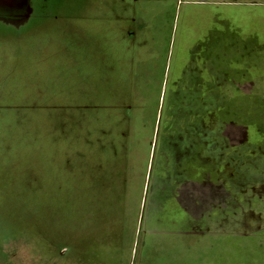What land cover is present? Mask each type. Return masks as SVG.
Listing matches in <instances>:
<instances>
[{
    "label": "rangeland",
    "instance_id": "rangeland-1",
    "mask_svg": "<svg viewBox=\"0 0 264 264\" xmlns=\"http://www.w3.org/2000/svg\"><path fill=\"white\" fill-rule=\"evenodd\" d=\"M34 2L0 23V264H264V0Z\"/></svg>",
    "mask_w": 264,
    "mask_h": 264
},
{
    "label": "crops",
    "instance_id": "crops-1",
    "mask_svg": "<svg viewBox=\"0 0 264 264\" xmlns=\"http://www.w3.org/2000/svg\"><path fill=\"white\" fill-rule=\"evenodd\" d=\"M213 33V34H212ZM205 39L202 42V52L205 55L206 59V65H205V88H206V94H221V72H222V53H221V33L218 29L213 28V30L209 29L206 32V35L204 37ZM213 84V86H211ZM217 85V86H216ZM218 87V88H217ZM217 89V90H216ZM219 90V91H218ZM222 136H205L200 137V139H203V142H221ZM202 141V140H201ZM216 143V144H217ZM204 147V146H203ZM202 147V148H203ZM214 147V145L212 146ZM214 150H217L213 148ZM206 150H208L206 148ZM205 183L196 185L197 189L200 187L206 188L204 186ZM209 187V186H208ZM210 188V187H209ZM176 196V195H175ZM174 196L176 203H178V200Z\"/></svg>",
    "mask_w": 264,
    "mask_h": 264
},
{
    "label": "water",
    "instance_id": "water-1",
    "mask_svg": "<svg viewBox=\"0 0 264 264\" xmlns=\"http://www.w3.org/2000/svg\"><path fill=\"white\" fill-rule=\"evenodd\" d=\"M34 0H0V23L20 31L34 17Z\"/></svg>",
    "mask_w": 264,
    "mask_h": 264
},
{
    "label": "trees",
    "instance_id": "trees-1",
    "mask_svg": "<svg viewBox=\"0 0 264 264\" xmlns=\"http://www.w3.org/2000/svg\"><path fill=\"white\" fill-rule=\"evenodd\" d=\"M222 43V42H221ZM201 81V80H200ZM205 82V81H204ZM204 84V83H203ZM209 95L211 96L212 94H207L206 96L208 97V98H210L209 97ZM204 96H205V94H204ZM209 100V99H208ZM219 115H221V118L223 117V114H226V113H229V112H227V110H228V108L226 107V105H222V106H220L219 108ZM218 115V116H219ZM162 117H164V111L162 110V114H161V119H162ZM161 119H160V121H161ZM221 120H223V118L221 119Z\"/></svg>",
    "mask_w": 264,
    "mask_h": 264
},
{
    "label": "flooded vegetation",
    "instance_id": "flooded-vegetation-1",
    "mask_svg": "<svg viewBox=\"0 0 264 264\" xmlns=\"http://www.w3.org/2000/svg\"><path fill=\"white\" fill-rule=\"evenodd\" d=\"M39 9H42L41 7Z\"/></svg>",
    "mask_w": 264,
    "mask_h": 264
}]
</instances>
